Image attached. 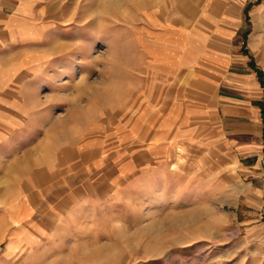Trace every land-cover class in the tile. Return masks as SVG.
I'll return each mask as SVG.
<instances>
[{"label":"rangeland","instance_id":"rangeland-1","mask_svg":"<svg viewBox=\"0 0 264 264\" xmlns=\"http://www.w3.org/2000/svg\"><path fill=\"white\" fill-rule=\"evenodd\" d=\"M53 3L27 109L0 137V264H264V213L245 221L233 165L180 145L149 156L176 85L152 20L190 26L217 1ZM247 24L264 62V15Z\"/></svg>","mask_w":264,"mask_h":264},{"label":"crops","instance_id":"crops-1","mask_svg":"<svg viewBox=\"0 0 264 264\" xmlns=\"http://www.w3.org/2000/svg\"><path fill=\"white\" fill-rule=\"evenodd\" d=\"M53 1L0 0V137L7 127L20 123L27 109L24 80L39 71L46 56L39 43L55 27ZM216 1V8L187 14L190 26L174 27L161 17L152 20L159 30L154 48L167 49L164 58L175 65L176 85L161 116L163 129L147 141L149 156H163L180 145L194 158L217 156L233 165L240 181L230 187L239 190L237 204L250 221L264 213V62L252 54L255 41L249 37L247 20L264 15V0ZM154 64L153 55L152 71L168 81L170 72L163 74ZM47 238L44 232L23 245V251ZM40 256L33 255L31 264L39 263ZM4 258L10 260L3 253ZM24 259L22 263L28 264Z\"/></svg>","mask_w":264,"mask_h":264},{"label":"trees","instance_id":"trees-1","mask_svg":"<svg viewBox=\"0 0 264 264\" xmlns=\"http://www.w3.org/2000/svg\"><path fill=\"white\" fill-rule=\"evenodd\" d=\"M257 72H258V75H259V77L261 78V81H262V75H263L262 70L260 68H258ZM261 111L264 112V98L261 101Z\"/></svg>","mask_w":264,"mask_h":264}]
</instances>
